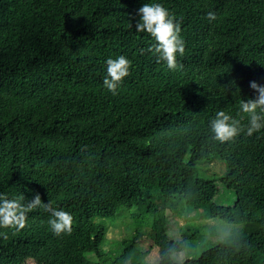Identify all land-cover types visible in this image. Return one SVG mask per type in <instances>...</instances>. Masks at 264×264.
Instances as JSON below:
<instances>
[{
	"label": "trees",
	"instance_id": "trees-1",
	"mask_svg": "<svg viewBox=\"0 0 264 264\" xmlns=\"http://www.w3.org/2000/svg\"><path fill=\"white\" fill-rule=\"evenodd\" d=\"M145 2L0 0V191L39 192L74 217L59 237L43 209L0 228V264H150L143 237L157 264H264V130L221 143L209 128L219 110L248 123L264 0H162L182 18L178 70L140 52L153 42L135 32ZM121 54L132 65L113 95L104 61ZM216 157L219 180L199 166ZM218 181L233 199L217 200ZM195 211L228 234L213 242Z\"/></svg>",
	"mask_w": 264,
	"mask_h": 264
},
{
	"label": "clouds",
	"instance_id": "clouds-1",
	"mask_svg": "<svg viewBox=\"0 0 264 264\" xmlns=\"http://www.w3.org/2000/svg\"><path fill=\"white\" fill-rule=\"evenodd\" d=\"M137 15L139 18L136 20L135 32L137 34L147 33L153 41L147 48H141L140 52H150L158 62L166 63L171 70L182 68L183 65L178 63L177 59L178 55L183 56L186 47V42L181 35L182 18L178 19L162 0H152V2L147 0L137 9ZM206 17L209 22L215 21L217 13L208 11ZM104 63L106 64V74L103 83L113 95H116L124 78L129 75L132 61L126 55L121 54L115 58L109 56ZM250 87L256 90L255 98L244 99L239 106L241 113L248 114L247 125H243L240 119L224 110H219L209 122L213 140L221 143L232 142L242 133L252 136L264 130V84L252 80ZM188 157L190 156H187L186 161ZM185 160L183 159L184 163H186ZM207 162L199 165L203 166L205 170V172L201 171L202 175L208 173L209 164L213 163ZM209 174L212 175L208 177H215L214 173ZM35 209H43L50 214L48 223L55 236L72 233L74 220L72 213L62 207H54L50 200L44 202L39 192H36L31 199L26 197L21 199L0 191V228H12L17 231L24 229L28 224L29 213Z\"/></svg>",
	"mask_w": 264,
	"mask_h": 264
},
{
	"label": "rangeland",
	"instance_id": "rangeland-1",
	"mask_svg": "<svg viewBox=\"0 0 264 264\" xmlns=\"http://www.w3.org/2000/svg\"><path fill=\"white\" fill-rule=\"evenodd\" d=\"M214 159H216L217 161L209 164L208 173H204V175L211 176L212 174H209V173L218 174V175H215L214 178H217L219 180L223 175L226 174L227 170H226L225 165L223 163H221L222 161L220 160V158L216 157ZM202 167L203 166H200V168H202ZM224 167H225V172H224ZM218 183H219V194L217 196V200L222 201V202H226L229 199H233V197H231V191L226 189L219 181H218ZM189 219H191L197 223H200L202 226V232L207 234V236L213 242L219 241L222 238V236H224L225 234H228L227 229L225 227H223V225L221 223H219L217 220H204L205 218L201 212L197 213V211H195V213L194 212L190 213ZM118 221H121V219H118ZM182 224H184V223H182ZM123 225H126V224H123ZM110 227H112V228L110 229V234H108L109 239L110 238L114 239V240L121 239L122 237L118 234L120 233V231L123 228L118 229V233H112L113 227L114 228H117V227L112 226V225H110ZM126 230L128 232V228ZM122 240H121V242H122ZM141 240H142L141 246H143L145 249H152L151 253L149 254V256L147 258V261L150 264H157L159 261V253L157 252V250L152 248L153 242L151 241V239H148L147 237H143V238H141ZM178 259H182V257L180 256Z\"/></svg>",
	"mask_w": 264,
	"mask_h": 264
}]
</instances>
